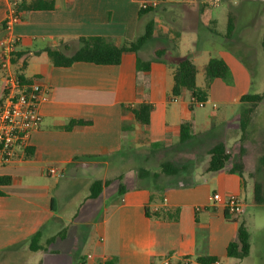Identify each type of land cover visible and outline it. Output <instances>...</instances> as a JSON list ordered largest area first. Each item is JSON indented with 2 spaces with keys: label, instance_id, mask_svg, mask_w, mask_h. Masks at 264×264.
I'll return each instance as SVG.
<instances>
[{
  "label": "crops",
  "instance_id": "0c3cea01",
  "mask_svg": "<svg viewBox=\"0 0 264 264\" xmlns=\"http://www.w3.org/2000/svg\"><path fill=\"white\" fill-rule=\"evenodd\" d=\"M143 1L55 0L53 10L20 13L12 27L11 35L19 43L9 72L21 75L24 82L37 81L45 92L42 123L29 147L13 163L0 167V178L10 181L0 186V264H103L112 258L117 264H198V258H213V264H264V235L255 243L251 240L246 205L241 216L232 217L223 204L209 201L214 193L242 200L255 182L264 190L259 179L264 172V136L257 132L258 150L252 155L254 143L247 137L252 117L264 104V92L252 93L251 68L246 58L231 50L251 52L248 43L254 34L261 45L264 13L242 25L232 11L238 0L232 6L230 0H157L159 25L153 37L156 33L163 45L156 48L165 49L171 63L191 56L196 87L205 95L202 109L210 106V113L197 112L195 105L190 109L189 91L171 96L174 69L156 61V48L146 50L147 42L138 51L142 61L150 62L147 72L136 71L132 53L123 54L117 66L80 62L55 67L47 56V49L72 56L80 47L78 40L85 37H103L116 46L134 41L144 33L141 18L149 14H139ZM7 11L8 0H0V48L7 36ZM228 17L234 25L229 37ZM247 56L252 61L251 53ZM211 58L225 62L230 80L214 79L206 88L204 68ZM5 75L0 70V101ZM245 95L261 100L242 134L239 119L248 107L241 102ZM141 103L152 106L147 126L136 125L130 111ZM70 120L89 124L65 130ZM183 123L190 124V137L182 143ZM122 125L130 130L123 131ZM220 143L229 160L223 169L208 172L209 150ZM172 145L184 149L186 161H163L184 169L161 177L156 188L140 179L128 183L119 174L123 160L133 157L132 150L160 159ZM49 168L56 174H48ZM109 180L97 198H88L92 182ZM251 205L264 207L252 199ZM241 222L250 248L237 260L226 255V248L235 241ZM259 228L264 229V222ZM64 229V238L45 246ZM37 232L39 245L46 248L32 252L29 239Z\"/></svg>",
  "mask_w": 264,
  "mask_h": 264
},
{
  "label": "trees",
  "instance_id": "16d2710c",
  "mask_svg": "<svg viewBox=\"0 0 264 264\" xmlns=\"http://www.w3.org/2000/svg\"><path fill=\"white\" fill-rule=\"evenodd\" d=\"M55 0H16L15 12L20 15L23 12L29 11H50L54 9ZM155 11V8L140 9L139 14L143 15ZM233 20L228 17L226 34L229 37L233 32ZM155 30V23L153 20H149L144 28V33L132 42L124 41L122 45L116 46L111 40L103 37H85L80 38L78 41L80 43L79 49L72 55L66 56L58 50L47 49L46 53L49 57L51 63L55 67H70L75 63H90L94 65L101 66H117L121 62L122 55L125 53H132L135 55V68L137 72H147L150 69V62L142 61L138 56V51L140 48L152 39ZM261 48L264 52V32L261 38ZM155 60L165 64L166 66L172 67L173 72V87L171 89V96L173 98L179 97L183 91H189L192 95V99L197 102H203L205 100V95L203 92L199 91L196 87V74L197 70L192 62L190 55H185L179 58L176 63H171L167 57V51L163 48H156L154 50ZM19 80H23L21 75L18 76ZM204 79L206 88L214 79H220L228 82L230 80V71L225 64V62L218 58H211L205 68H204ZM261 100L258 95H245L241 97L242 103H247L248 107L242 111L240 114V130L242 134L245 132L249 122L250 116L254 111L257 103ZM194 104L190 103V109ZM152 110V106L148 103H141L130 109L134 117V122L139 126H147L149 124V116ZM88 122L81 120H70L65 126V130H71L74 126H84L88 125ZM123 131L130 130L127 125H122ZM190 137V124L183 123L180 127V142H185ZM209 164L207 167L208 172H217L223 169L229 160V155L225 153V147L222 143L214 145L209 150ZM159 172H153L140 169L138 172V177L140 180L146 181L152 187L156 186L159 179L163 176H176L180 170L184 167H178L169 161H162L158 165ZM119 186L118 194L122 195L124 191V186L121 183L122 177H118ZM9 178H0V186L9 184ZM111 181H94L91 183L88 192V198H97L104 186H108ZM156 188V187H155ZM3 193L0 191V196ZM254 204L261 205L264 204V193L260 183L255 182L253 185V199ZM157 213V212H155ZM146 215H149L146 209ZM65 229L59 232L56 236H53L46 240L45 246L50 245L56 238H64ZM40 232L35 233L29 239V250L36 252L46 247L39 245ZM76 245H73V251L76 249ZM249 235L244 223L238 225L236 239L230 242L226 248V255L229 258H234L240 260L246 257L249 253ZM198 264H213L215 260L213 258H198L196 260ZM103 264H117L116 259L112 258L109 261H105Z\"/></svg>",
  "mask_w": 264,
  "mask_h": 264
},
{
  "label": "built area",
  "instance_id": "2783aa9c",
  "mask_svg": "<svg viewBox=\"0 0 264 264\" xmlns=\"http://www.w3.org/2000/svg\"><path fill=\"white\" fill-rule=\"evenodd\" d=\"M16 0H8V11L3 21V29L7 36L0 48V70L6 73L4 92L0 101V167L13 163L22 156L29 147L31 135L39 130L42 123L40 105L45 92L35 80L24 82L18 76L9 72L13 54L19 39L11 35L12 27L20 21V15L15 12ZM157 0H144L143 9L154 8ZM197 107H203L202 102L191 101ZM48 174H56V169L49 168ZM213 204H223L232 217L244 213V204L239 197L229 196L225 199L214 193L209 197ZM154 208V212L157 211ZM167 264V263H165Z\"/></svg>",
  "mask_w": 264,
  "mask_h": 264
},
{
  "label": "rangeland",
  "instance_id": "374dc122",
  "mask_svg": "<svg viewBox=\"0 0 264 264\" xmlns=\"http://www.w3.org/2000/svg\"><path fill=\"white\" fill-rule=\"evenodd\" d=\"M234 0H230V6H232ZM239 3L235 6H232L233 13L236 14L237 18H240L242 20V25L248 24L249 21L252 20V18L261 15L264 13V0H238ZM221 8H227L228 5L226 3H221ZM159 5H156L155 11L150 12L147 16L141 18L142 23V33L144 32V26L146 22L149 19L155 20V32L157 33L158 25H159ZM179 9L180 15L182 12ZM155 36L153 39H150L145 44L146 50H152L153 48L162 46L161 44V38ZM141 34V32L139 33ZM250 46L248 47V50H250L252 55V61H249L248 54L245 51L235 49L231 47L232 51H234L238 56H241L242 58H246L247 64L251 68V78H252V93L255 94H263L264 92V52L260 45V40L256 35L254 34V37L251 39V41L248 43ZM201 83V77H198V85ZM197 112H206L210 113L212 112V109L210 106L205 107L202 109L201 107H198ZM257 132L259 134H262L264 136V104H261V106L257 109L255 115L252 117V122L250 123L248 129H247V137L251 138L253 143L256 142L255 139H257ZM168 155L166 157H160V159L155 158L153 155H150L147 151L134 149L132 152H130L129 155H133L128 160H123L122 165L119 167V174L123 175L125 181L128 183H134L139 181L138 172L139 170L145 169L149 170L151 173L153 172H159L158 164L159 162H162L167 157H171L174 159V161L178 163H184L186 161L185 157L187 156V153H184L183 148H177L174 147V145L170 146L168 148ZM258 146L255 145V143L252 145L251 149V155L253 152H257ZM197 162V161H196ZM248 179H253L250 177H247ZM256 179V176L254 177ZM259 179L261 183L263 184L264 188V172L259 175ZM142 183H146V181L141 180ZM135 184V183H134ZM264 191V190H263ZM251 199H253V190L249 192V194L245 195L243 194L242 202L246 205L245 208V214L244 218L248 222V228L250 232L251 240L255 243L260 239L262 235H264V229H260V223L264 222V207H258L255 208L251 205Z\"/></svg>",
  "mask_w": 264,
  "mask_h": 264
}]
</instances>
